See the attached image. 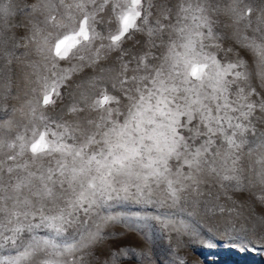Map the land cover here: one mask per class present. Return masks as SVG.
<instances>
[{"label":"snow or ice","instance_id":"obj_1","mask_svg":"<svg viewBox=\"0 0 264 264\" xmlns=\"http://www.w3.org/2000/svg\"><path fill=\"white\" fill-rule=\"evenodd\" d=\"M221 4L0 0V107L14 62L28 89L12 109L25 122L0 114V264H90L121 221L196 238L186 220L110 210L202 196L204 174L264 204V155L250 176L242 164L246 146L264 149V8L254 22L251 0Z\"/></svg>","mask_w":264,"mask_h":264},{"label":"rangeland","instance_id":"obj_2","mask_svg":"<svg viewBox=\"0 0 264 264\" xmlns=\"http://www.w3.org/2000/svg\"><path fill=\"white\" fill-rule=\"evenodd\" d=\"M15 2L22 5L23 0H15ZM227 2L228 0H222L221 6L223 7ZM251 3L254 9L252 19L255 22L260 9L264 8V0H251ZM222 19L226 22V18L222 17ZM26 20L27 16L17 15L11 20V24L19 25ZM3 28L8 36L23 35V29L20 27L9 28L5 24ZM224 30L229 33L232 31L231 28ZM21 51L23 49L17 52L18 56ZM242 55L255 67V57L252 53L244 52ZM12 67L14 69L12 73L5 72V79L8 75L12 77L11 95L7 98L8 102L0 107V114L7 112L16 120L25 122L24 113L13 112L12 109L19 108L24 103L27 99L24 93L28 89L24 86L22 74L15 62ZM17 96L18 99L14 98ZM26 111L25 108L24 112ZM260 132H264V128H259L257 135ZM253 139L256 137H251L249 144H252ZM261 155H264V149L249 154V148L247 146L244 148L242 164L246 176H250L247 171L249 165L256 168L255 161ZM202 179L203 195L197 197L185 194L175 206H171L172 201L169 199L151 205L131 202L116 204L110 210L112 214L129 218L139 215L160 216L162 219L168 218L177 223L186 220L197 225L200 233L198 237L169 233L155 221L151 227L143 230L121 221L105 229L110 235L106 236L104 244L96 245L91 249L92 256L88 257L90 264H97L96 258L99 259L100 264L104 262L107 264H264V228L252 227L259 217L264 216V204L257 202L252 195L256 189L221 188L216 179L207 174H204ZM155 198L164 201L165 193L157 191ZM218 206H223L225 211L220 212ZM209 208L214 210L209 211ZM113 253L117 254L115 259ZM66 259H71V256Z\"/></svg>","mask_w":264,"mask_h":264}]
</instances>
